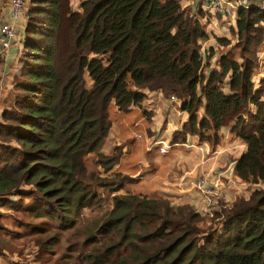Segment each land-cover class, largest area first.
Listing matches in <instances>:
<instances>
[{
  "label": "trees",
  "instance_id": "1",
  "mask_svg": "<svg viewBox=\"0 0 264 264\" xmlns=\"http://www.w3.org/2000/svg\"><path fill=\"white\" fill-rule=\"evenodd\" d=\"M68 5H25L15 94L0 109V207L17 192L32 197L28 207L37 216L72 227L98 197L89 182L104 186L87 170L86 157L108 134L110 102L125 112L148 89L174 95L188 112L176 140L189 133L215 144L220 129L230 125L246 145L236 176L256 188L249 193L244 187L249 199L218 204L211 216L186 204L115 196L98 227L109 243L100 242L84 264H264V90L253 84L264 10L255 0L237 10L231 50L239 49L240 60L227 50L210 66L215 51L202 54L199 40L207 32L199 11L189 13L181 0H82L75 10ZM216 41L217 47L230 45L224 37ZM117 159L98 155L96 162L106 170Z\"/></svg>",
  "mask_w": 264,
  "mask_h": 264
},
{
  "label": "crops",
  "instance_id": "2",
  "mask_svg": "<svg viewBox=\"0 0 264 264\" xmlns=\"http://www.w3.org/2000/svg\"><path fill=\"white\" fill-rule=\"evenodd\" d=\"M190 1L182 4L181 0V4L184 6ZM80 2L75 3L71 0L70 6L75 10ZM7 3L8 0H6V5ZM5 9L6 6L2 12L3 20L6 19ZM216 17L221 21L219 15ZM24 27L25 20L17 25L19 40L24 36ZM215 29L217 27L213 25L207 26L205 28L207 38L199 40L204 56L207 48H214L215 52L208 59L210 66H215L219 57L215 46L220 44H217L215 37H222L220 34L215 37L211 35L212 30ZM20 47H22V43L14 44L4 54L6 59H13L19 55ZM262 54L264 55V51L258 57ZM253 82L254 88L262 87L264 90V60L259 61L253 74ZM225 91H227L226 88ZM143 92L146 95L144 100L139 105H132L125 112L119 110L113 101L110 102L111 125L100 148L96 152L89 153L86 157V167L89 172H94L102 177H108L113 173L127 175L131 178L130 180L134 179V182H140L141 191L139 193L147 194L153 198L156 197L149 194L156 193L171 200L173 204H186L194 209H197L199 201L195 190L190 188V181L201 173L207 172L208 175H212L211 180L214 175L222 173L221 181L223 183L226 181L228 183L235 182L236 186H228L226 189L229 201L242 196V192L248 195L244 187L250 189L249 193L254 189L255 185L243 183L236 176L235 163L245 151L246 145L242 140L234 137L230 125L220 129L219 140L215 144L201 141L197 135L189 133L183 135L182 139L176 140L172 130L175 127L170 128L168 123L179 127L187 122L188 112L181 109L177 102H171L170 97L161 92L148 89H143ZM204 107L205 99L202 100L197 111L199 118L204 114ZM136 132H141L142 137L135 138ZM159 134L164 136V140L169 142L171 147L155 145L151 150H147L149 143ZM180 142L198 144L201 149L194 146L187 147L179 144ZM113 154H116L118 159L106 170L96 162L98 155L112 156ZM91 160L94 161V164L90 167L88 163Z\"/></svg>",
  "mask_w": 264,
  "mask_h": 264
},
{
  "label": "rangeland",
  "instance_id": "3",
  "mask_svg": "<svg viewBox=\"0 0 264 264\" xmlns=\"http://www.w3.org/2000/svg\"><path fill=\"white\" fill-rule=\"evenodd\" d=\"M69 1L71 2V0H68V8L72 9ZM72 1L78 3L82 0ZM187 1L182 0V4ZM25 5L26 7L29 6V0H25ZM5 6H7L6 0H0V24L4 19L2 12ZM183 7L190 8L187 11L193 13L191 7L185 5ZM202 25L204 28L207 27L204 23ZM223 25L226 29L223 32L225 35L222 37L228 39L230 45L225 47L215 46L217 53L231 50L236 42V30L226 22ZM257 27L264 29V23L260 22ZM212 31L211 35L214 37L219 34L218 29ZM18 43H21V40ZM217 44L220 43L217 42ZM23 50L24 47H20L18 57L16 56L13 59L1 57L0 109L9 107L15 94L13 81L18 74V67L21 66L20 58ZM257 50L256 61L258 64L259 61L264 60L263 54L258 57L264 51V35L263 42ZM0 53L5 54L1 52V49ZM231 54L240 60L238 48L232 49ZM90 84V81L86 79V85L89 86ZM88 164L91 167L94 161L91 160ZM100 178L104 186H97V181L89 182L91 189L97 191V199L94 200L92 206L84 207L81 210V213L76 217L75 224L70 228H61L55 220L39 217L33 213L28 207L33 202L30 196H19L17 192L5 196V204L0 207V264H84L89 253L100 249V242H102L101 246L109 243L108 235L102 237L98 233V227L113 208V198L115 196L130 193L153 198L147 194L139 193L141 191L140 182H134V179L130 180L131 178L127 175L113 173L108 177L100 176ZM24 189H29V186H24ZM149 195L156 197L153 199L166 200L174 207L178 206L166 197L163 198L156 193H150ZM113 240L116 241L117 239L113 238Z\"/></svg>",
  "mask_w": 264,
  "mask_h": 264
},
{
  "label": "built area",
  "instance_id": "4",
  "mask_svg": "<svg viewBox=\"0 0 264 264\" xmlns=\"http://www.w3.org/2000/svg\"><path fill=\"white\" fill-rule=\"evenodd\" d=\"M258 4V8L264 10V0H255ZM252 0H191L190 4L188 3L185 6H190L191 10H198L201 22L206 24V26L213 25L219 30V34L224 36L223 33L226 29L224 23L232 25L234 23L237 10L240 7L247 8L251 5ZM24 11H25V0H9L8 6L5 9L6 19L3 20L0 24V49L1 52L6 53L9 49L19 41L17 34V25L21 24L24 21ZM216 15H219L220 20L217 19ZM170 101L174 103L177 102L181 108L180 100L174 95L170 96ZM244 118H247V115H243ZM183 125H171L168 123V126L172 129L174 133L177 131L183 130ZM135 138H141V132H136L134 134ZM169 142L164 140V136L159 134L155 139H153L147 146V150H151L155 145L156 146H165L171 147ZM175 144V143H174ZM179 144L185 145L187 147H197L201 149L198 144L193 143H183ZM203 145L207 146L205 143ZM212 175H208L207 172L201 173L190 181V188L195 190V193L199 195L198 201L199 205L197 210L203 214L211 216L212 212L216 209L218 204L229 201V197L226 193L228 186H236L235 182L226 181L223 183L221 181L222 173L214 175L211 180ZM242 196L245 199H249V195L242 192Z\"/></svg>",
  "mask_w": 264,
  "mask_h": 264
}]
</instances>
